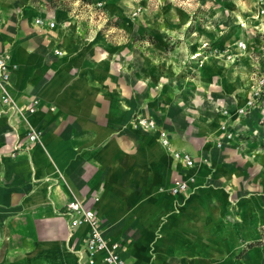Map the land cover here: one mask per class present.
<instances>
[{"label":"crops","instance_id":"obj_1","mask_svg":"<svg viewBox=\"0 0 264 264\" xmlns=\"http://www.w3.org/2000/svg\"><path fill=\"white\" fill-rule=\"evenodd\" d=\"M94 8L98 25L79 17L81 8L0 0V53L8 51L17 64L12 89L18 104L39 101L27 118L41 130L40 141L28 145L26 123L0 115V264H109L102 253L90 263L81 258L88 227L71 233L60 214L72 198L96 210L105 239L118 244L125 264H235L237 251L258 239L264 226L262 156L259 165L241 163L237 150L227 148L225 162L200 178L199 166L175 161L157 130L133 120L153 118L172 148L198 160L203 140L224 117L221 111L238 104L239 79L229 82L227 76L235 67L250 75L256 61L251 48L227 66L221 63L224 71L215 60L201 71L192 61L194 72L185 71L179 60L202 52V43L226 53L236 41L227 44L218 32L189 43L184 30L165 37L167 50L149 44L141 57L137 40L128 50L107 39L100 28L108 19L106 5ZM37 17L44 22L37 24ZM151 25L156 38L157 24ZM131 27L134 37L136 22ZM226 70L224 82L220 74ZM206 71L215 76L211 82ZM11 133L24 146L14 156ZM193 171L189 186L201 188L171 193L173 181ZM259 249L247 247L240 263L252 264L249 252Z\"/></svg>","mask_w":264,"mask_h":264},{"label":"rangeland","instance_id":"obj_2","mask_svg":"<svg viewBox=\"0 0 264 264\" xmlns=\"http://www.w3.org/2000/svg\"><path fill=\"white\" fill-rule=\"evenodd\" d=\"M29 1L37 4V6L42 5L44 8H81L84 11L82 10L80 12L79 17L92 20V25H98V23H101L98 21H93L95 20L94 4L98 0ZM101 1L104 5H106V14L108 16V19H106L102 23L100 28L108 31L107 39H109L112 43H116L119 41L122 42L123 46H125V49L128 50H131V40H137L141 57L142 53H147V51L149 50V44L153 46L154 43H156L157 50L161 52H163L164 49L167 50L168 48L165 45L167 44V41L165 40V37L179 35L177 33L184 30L186 31L185 34L187 35V40L189 41V43L191 41V37L193 38L199 36V38H209V35L217 34L218 32L220 38H222L221 40H226L224 42H227V44L229 41H236L235 47H230L228 49L226 45V53H223L222 51L224 49H221V47L214 45V43H208V46L202 48V52L194 54V58H192V55H187L188 57L186 59L179 60V63L182 65L183 70L185 71L192 70V72H194L195 65L194 63V66L192 65V61H195V64L198 66V70L201 71L202 66L206 67V61L211 63L215 62L212 59H208L212 57L221 58L222 60H224V65L226 64L227 66V62L233 61L235 57L238 56L242 58L244 50L251 48L252 57L256 61L253 63V69L252 72H250V75H248V73L241 72V74L237 72V68L235 67V69L229 72L227 76L229 82H232L234 80V77H236V79H239V82L237 84H234L235 88L239 89V92H236V96H244L246 101L243 105L237 104V106H235L233 110L223 109L221 111L222 115L224 116L223 119L217 124L216 130L210 132L203 140L204 142L202 149L199 151L198 160H195L193 158L192 166L200 167V178L204 177L208 170L209 173H207V175L210 176L211 171H213V166L225 162L223 159V154L227 148H235V150H237V152L239 153L238 160L241 163L247 161L251 162V164L253 165H259L261 156L262 159H264V102L254 103L252 106L246 105V102L247 99H249L256 78L260 73H264V7H261L259 9L255 4L257 0ZM126 4L129 6H127ZM236 6L239 8L241 15L245 18V24L240 23L236 18ZM252 7H257L260 16H256V14L251 11L253 16H251L250 18V12L248 8ZM134 10H136V14L132 16L131 14ZM120 13H123V15ZM124 14L129 15L126 16ZM164 21L169 27H164ZM132 22H136V25L138 26V31L136 35H134V37L131 36ZM173 22H177V24ZM154 23L157 24V26L155 27L156 32L154 33L158 35L156 38L153 37L154 31L153 27H151V24ZM97 25L96 27H99ZM118 25L122 26L123 29L119 30ZM168 30H170L172 33L169 34ZM183 38L184 37L182 36L181 39ZM237 41L244 42L245 48L239 49L240 47H238ZM188 47H190L189 44L187 45V48ZM199 56H202L201 60H203V62L201 60H196ZM145 58L147 57L145 56ZM208 65L213 66L212 64ZM220 66V69H223V71L224 69H227V67L221 65V63ZM259 66H261V68H259ZM233 67L234 66H232L231 68ZM226 72L227 70L220 74V77L222 79L224 77V82L226 80ZM206 73L208 74L204 77H207V81L211 82L210 79L215 76H213L210 72L206 71ZM175 83L177 87L182 85V83L180 82H174L173 84ZM164 94V91H162L160 94L158 93L157 98L162 97ZM232 99L235 100V97L233 96ZM247 118L249 120H246L245 125H243L242 120ZM261 166L264 165L261 164ZM192 173H194V171L191 172V174L188 175L187 178L188 182H191L193 184L195 182L196 175ZM200 188L201 187L197 188V186L188 185V189L186 190V192L182 193H186V195H189L196 192L195 190H198ZM233 216L234 219L238 221L237 216H239V214L237 213V210L233 212ZM243 245L244 246L242 247V250L237 251L236 253L235 264H241L240 262L245 257L243 253L244 251H246L247 247H259V250L261 251H259V253H257L255 250L250 251L251 253L249 252L248 258L249 261L251 260L252 264H264V226H261L259 228L258 239H253ZM257 254H259V256Z\"/></svg>","mask_w":264,"mask_h":264},{"label":"built area","instance_id":"obj_3","mask_svg":"<svg viewBox=\"0 0 264 264\" xmlns=\"http://www.w3.org/2000/svg\"><path fill=\"white\" fill-rule=\"evenodd\" d=\"M95 6L98 9H101L103 7L102 1H96ZM134 14H136V10H134L131 15L133 16ZM35 22L37 24H41L44 22V19L37 17ZM47 23L50 27L55 24L54 21H48ZM237 42H239L238 45L245 48L244 42ZM206 46H208V42L202 43V47ZM193 56L194 54L192 55V58H194ZM16 69L17 64L12 62L10 53L8 51L0 53V115L4 114L9 116V118L13 117L16 120L22 119L23 122L26 123L24 141H27L26 143L28 145H32L40 141L41 130L30 123L27 116L35 110L39 101L37 99H33L26 105L18 104L12 89V73ZM258 102H264V73H260L256 78L246 105L252 106L254 103ZM134 122L136 125L145 129L157 130L159 142L167 149V152L172 156V158L183 164L185 167H192V155L186 150L172 148L166 130L158 128L157 123L153 118L136 116ZM11 134H13L14 141L11 145L10 155L14 156L24 146L23 141H21V137L18 136L16 138L15 133ZM188 185V178H177L173 181L170 191L173 194L186 192ZM60 214L66 217L71 233L74 228L79 226L85 225L88 227L83 250L79 252L81 253V258H84L85 262H92L97 254L102 253L103 259L109 264H125L124 258L118 251V244L115 242L108 243L105 239L99 225V217L96 210L87 208L79 200L72 198L65 203L64 209L60 212Z\"/></svg>","mask_w":264,"mask_h":264},{"label":"bare ground","instance_id":"obj_4","mask_svg":"<svg viewBox=\"0 0 264 264\" xmlns=\"http://www.w3.org/2000/svg\"><path fill=\"white\" fill-rule=\"evenodd\" d=\"M126 3H127V2H126ZM255 4H256L257 7L260 9L261 7H264V0L256 1ZM126 5H127V4H126ZM127 6H129V5H127ZM257 7H256V10H255L254 8H249V10L252 11L254 14H256V16H260ZM121 8H122V7H121ZM235 10H236V18H237V20H238L240 23L245 24V18L241 15V13H240V11H239V8H238L237 6H236ZM238 44H239V42H238ZM238 47H240L239 49H244V48L241 47L240 45H238ZM207 55H208V54H207ZM208 59H212V60L218 61V62H220V63H223V60L220 59V58H218V57H212V58H208ZM245 101H246V100H245L244 96H238V97H237V103H238L239 105H243V104L245 103ZM246 120H249V119L247 118V119H243V120H242V121H243V125H245ZM133 121H134V120H133ZM254 128H255V127H254Z\"/></svg>","mask_w":264,"mask_h":264}]
</instances>
